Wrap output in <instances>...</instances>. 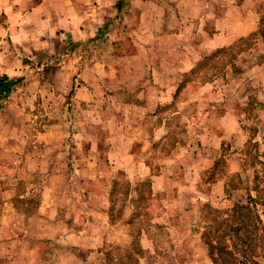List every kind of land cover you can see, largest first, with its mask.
Returning a JSON list of instances; mask_svg holds the SVG:
<instances>
[{"label":"rangeland","instance_id":"1","mask_svg":"<svg viewBox=\"0 0 264 264\" xmlns=\"http://www.w3.org/2000/svg\"><path fill=\"white\" fill-rule=\"evenodd\" d=\"M48 5L0 15V264H215L234 204L264 225V0Z\"/></svg>","mask_w":264,"mask_h":264},{"label":"trees","instance_id":"2","mask_svg":"<svg viewBox=\"0 0 264 264\" xmlns=\"http://www.w3.org/2000/svg\"><path fill=\"white\" fill-rule=\"evenodd\" d=\"M14 82L7 76L0 77V94H8ZM230 212L225 220L226 235L220 236V240L206 242L210 258L215 264H258L253 254L259 244L257 230H262L259 240L263 239L264 225L260 224L259 216L249 203L234 204ZM234 249L240 252V258L234 254Z\"/></svg>","mask_w":264,"mask_h":264},{"label":"crops","instance_id":"3","mask_svg":"<svg viewBox=\"0 0 264 264\" xmlns=\"http://www.w3.org/2000/svg\"><path fill=\"white\" fill-rule=\"evenodd\" d=\"M60 5H64V3H67L68 0H58ZM33 2L32 5L30 3ZM51 3V0H0V15L3 13H11V12H17V14H23V16H29L34 17L38 19H43L44 21H47L50 19V21L60 20V21H67L66 15H67V6L65 5V8H63V12L61 13V18L59 16L54 15V11H52L49 8V5L47 4ZM23 17V18H24ZM79 173L83 174L82 171Z\"/></svg>","mask_w":264,"mask_h":264}]
</instances>
